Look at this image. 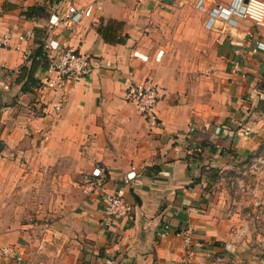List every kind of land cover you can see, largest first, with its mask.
Masks as SVG:
<instances>
[{
    "label": "crops",
    "instance_id": "1",
    "mask_svg": "<svg viewBox=\"0 0 264 264\" xmlns=\"http://www.w3.org/2000/svg\"><path fill=\"white\" fill-rule=\"evenodd\" d=\"M199 1L0 0V264L19 252L23 264H264V221L241 233L264 193L251 166L264 160V27L207 28L232 0ZM70 6L92 10L70 21ZM48 34L93 69L25 89L48 74L33 59ZM147 79L162 88L152 120L126 97ZM133 167L136 186L123 180ZM114 191L136 204L132 220L105 213Z\"/></svg>",
    "mask_w": 264,
    "mask_h": 264
},
{
    "label": "built area",
    "instance_id": "2",
    "mask_svg": "<svg viewBox=\"0 0 264 264\" xmlns=\"http://www.w3.org/2000/svg\"><path fill=\"white\" fill-rule=\"evenodd\" d=\"M202 8L201 0L198 3ZM91 7L76 8L70 6V21H77L81 14L89 15ZM246 18L251 20L257 27H264V0H232L229 3H217L210 8L209 17L206 21V27L212 28L217 21L225 20L229 23H236L237 19ZM58 17L52 16L50 23L52 26L58 24ZM24 36H21L23 39ZM10 37L0 33V47L7 44ZM257 48L264 47V43L259 41L256 45ZM35 58L40 61H47L48 74L40 79V88H52L58 90V87L66 83L76 82L87 75L93 69L91 58L77 51L74 48H64L60 42L53 39L49 34L45 36L42 41V52L36 54ZM9 84L0 81L1 89H8ZM162 95V88L153 79L144 81H135L127 89V99L135 105V107L147 119L152 120L156 118L157 106ZM63 100H59L55 104V109H61ZM264 166V160H252L251 166L254 169ZM140 172L136 168L129 170L123 177L124 182L132 186L140 184ZM88 178V177H87ZM234 180L232 184L234 185ZM102 205L105 213L110 218L132 220L135 212L136 204L129 200L122 192H104L102 194ZM233 213V207L228 209V214ZM264 221V193H262L253 204L250 212V220L241 228V233L245 234L250 232L251 226ZM14 261L12 264H23V253H14Z\"/></svg>",
    "mask_w": 264,
    "mask_h": 264
},
{
    "label": "trees",
    "instance_id": "3",
    "mask_svg": "<svg viewBox=\"0 0 264 264\" xmlns=\"http://www.w3.org/2000/svg\"><path fill=\"white\" fill-rule=\"evenodd\" d=\"M99 31L101 32V34H103V36L105 37V38H107V39H113L115 36H113V34H109L108 32H106V30H105V28L104 27H99ZM128 35L126 34L125 35V37H127ZM124 39L123 38H120L119 39V41H123ZM42 52V45H41V51L40 52H38V53H36V54H40ZM35 54V55H36ZM35 55L33 56L34 58V61H36V62H39L36 58H35ZM25 70H26V67L25 66H23L22 68H21V72H22V75H24L25 74ZM26 81H25V89H28L29 88V86H28V84H31V85H34V86H39V84H40V79H37V78H35V77H32L31 76V74H28L27 75V77H26V79H25Z\"/></svg>",
    "mask_w": 264,
    "mask_h": 264
},
{
    "label": "rangeland",
    "instance_id": "4",
    "mask_svg": "<svg viewBox=\"0 0 264 264\" xmlns=\"http://www.w3.org/2000/svg\"><path fill=\"white\" fill-rule=\"evenodd\" d=\"M187 13H185V15H186ZM189 16H191V17H194L192 14H190ZM170 21H172V23H171V25L172 26H176L177 25V20H175V19H171ZM172 73H174V72H170V74H172Z\"/></svg>",
    "mask_w": 264,
    "mask_h": 264
},
{
    "label": "water",
    "instance_id": "5",
    "mask_svg": "<svg viewBox=\"0 0 264 264\" xmlns=\"http://www.w3.org/2000/svg\"><path fill=\"white\" fill-rule=\"evenodd\" d=\"M245 1H247V0H245Z\"/></svg>",
    "mask_w": 264,
    "mask_h": 264
}]
</instances>
